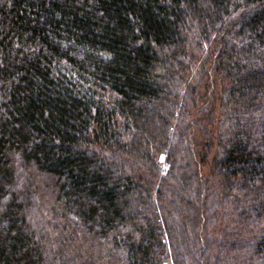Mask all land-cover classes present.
Masks as SVG:
<instances>
[{
    "label": "trees",
    "instance_id": "16d2710c",
    "mask_svg": "<svg viewBox=\"0 0 264 264\" xmlns=\"http://www.w3.org/2000/svg\"><path fill=\"white\" fill-rule=\"evenodd\" d=\"M0 264H264V0H0Z\"/></svg>",
    "mask_w": 264,
    "mask_h": 264
}]
</instances>
